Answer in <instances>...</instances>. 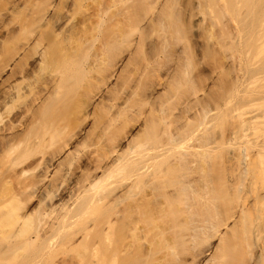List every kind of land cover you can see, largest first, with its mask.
Wrapping results in <instances>:
<instances>
[{
  "label": "bare ground",
  "instance_id": "obj_1",
  "mask_svg": "<svg viewBox=\"0 0 264 264\" xmlns=\"http://www.w3.org/2000/svg\"><path fill=\"white\" fill-rule=\"evenodd\" d=\"M182 1L0 0V264H264V243L234 255L264 215V138L244 140L264 114L201 96L220 97L181 61L199 28ZM241 72L232 101L263 107Z\"/></svg>",
  "mask_w": 264,
  "mask_h": 264
},
{
  "label": "rangeland",
  "instance_id": "obj_2",
  "mask_svg": "<svg viewBox=\"0 0 264 264\" xmlns=\"http://www.w3.org/2000/svg\"><path fill=\"white\" fill-rule=\"evenodd\" d=\"M184 1H185V3H184ZM184 1H182V3L176 7V10L181 12V14L183 16L182 19L185 23H188L191 20L192 11L194 13H196L197 15L193 19L194 20L193 22L197 23L199 25V28H194V30H193L194 34L192 33L193 36L191 35L192 39H193L192 42L194 41V44H195L193 47H195V48L197 47L196 49L193 48L194 54H197V55H194L193 57H191L189 51H187L186 54H182L183 51L181 50V48L184 49V47L179 46L180 52H182V53H180V54H182V56L180 55L182 58L181 59L182 63L184 62V65L186 64L188 66L187 70H189L190 77H192L193 79L195 78L196 80L199 78V81L202 80L203 83L207 85V87L205 85L206 89L213 88L210 90L208 89V93L213 90L214 93L218 95V97L220 96L218 98L214 93H211V95L213 94V95H215L214 97L218 98V100H216V103H215V100L212 101L211 99H209L208 94H204L202 92V94H203L202 95L200 93L202 97L205 96V99H207L206 101H209V104L212 103V105H214L213 108L214 107L216 108L215 105L219 103L218 101H220L222 106L218 105L217 108L220 107V109H221V107H223V108L228 110V108L233 109L230 107L234 106L235 107L234 109H236V107L238 105V108L242 109V107H239L240 104H237L238 101L235 100V98H234V101H232L233 97L235 96V95L231 96L232 94H234V92H233L234 89L233 90L231 89L233 93L230 91V87H232L231 83H233L232 80H234L237 77V75L241 72L238 69L237 65L239 66V68L241 66V70L243 69L241 72L242 74H244L243 72H245V73L248 72V69H249V72L252 71V73L248 72L249 75L246 73L248 75V77H246V79L247 78H248V80L250 79L249 81L246 80L248 83L245 84V85H247L246 87L249 88L248 90L251 91V88H253L255 90V89H259V88L264 87V79H262L264 74H261L262 75L260 77L261 79L259 78V75H258L257 77L255 76L256 80L255 79L251 80L252 77L254 76L253 71L264 67V0H219V1H216L214 4H211L212 2L209 1L210 3L208 5H207L208 2H206V4L204 6L202 5L199 8L197 7L198 5L195 4L196 0H195V2H193L194 0H191V1L190 0H188V1L184 0ZM191 2L194 4H192ZM210 22H215L216 23L215 27L218 26L217 28L214 27L216 33H213V36H215V37L211 36V33H212V31L214 32V29L211 30V33L209 32V29H207V27L209 28L208 25ZM225 24L230 27L229 28L227 26L228 29L231 30V31L229 30L230 33H232L231 34L232 36L230 35V37H234V39H235V41L233 38L231 39L233 41L234 45L235 44L238 45L240 42L239 39L241 40L242 37L246 38V41H247L246 44H248L247 50H244V48L246 49V47L236 45L237 48L238 47H240V48H238V51H237L236 46H234L235 51H237V52L234 51L236 53L235 54L236 56H235L233 54L234 52H232L230 50L228 51V50H226V48H224V46H225L224 40H226V41H228V40L222 38L221 33H223L224 31L221 32V30H224L223 29L224 26H222V25H225ZM223 35H224V33H223ZM224 37H226V36H224ZM245 38L242 39L243 43H244ZM217 40H218V42H217ZM219 40H220V42H219ZM215 42L218 44L215 46L216 49L214 51L211 49H208V46H211ZM219 43H221V44H219ZM184 44H186V42L183 43V46H184ZM219 45H221V46H219ZM244 45H245V43H244ZM241 48H242V51H240ZM230 53L233 55V57H231L232 55H230ZM234 57L237 60L239 59L238 62H237V60L234 59ZM230 58L234 59L235 62ZM235 67H237V68H235ZM234 68L240 72H238L237 70H234ZM183 70H184V67H183ZM164 72L165 71H163L162 74H164ZM180 72L183 73V71H180ZM180 72H178V74H180ZM140 73H142V72H140ZM235 73L236 74L238 73V74L235 76ZM250 74L253 76H251ZM249 76H250V78H249ZM138 77L143 84H148L149 86L154 85L155 81L157 80L156 72H153L152 74L145 73L141 77L138 75ZM204 84H201V85L203 86ZM213 85H215V87ZM246 87L243 89H246ZM186 89H187V86L185 85L183 87L184 92L186 91ZM229 92H231V94ZM239 98H237V99L243 100V99H239ZM210 100H211V102H210ZM246 100H244V104H245ZM253 100H251V101H253ZM248 102H250V100H247L245 107L243 106L244 109H242V110L240 109L241 115H244V117L246 116V118L247 117L250 118V116L253 117L254 114H256V115H258L259 113L264 114V106L261 105L263 107L260 108L259 107L260 105L257 104L259 102L254 101L255 103L257 102L256 104L259 106H257L255 103L250 102L251 104L256 105V106L250 105L251 107L248 105V104H250ZM241 104L244 105L243 103H241ZM246 105L248 107H246ZM238 108H237V110H238ZM220 109H219V111H222L224 114H226V113L230 114L231 113V112L228 113L227 111H223ZM214 111L215 112L212 113L213 115H211V117L209 118L208 124L209 123L210 124L209 125L207 124L208 126H206V127H209V128L213 127L217 122H214L215 120L213 121L211 119H214L217 116L219 118V115L222 113V112L220 113L218 111L220 114L219 115L217 114L216 117H213V116H215V113H218V112H216V110H214ZM239 113L237 112L236 113L237 115L234 113L235 114L234 116H236L237 118L240 117V115H238ZM256 115H254V116H256ZM260 115H262V114H260ZM221 116H220V118L223 117V116L222 117ZM236 117H235V120H236ZM238 120H239V118H238ZM211 121H213V122H211ZM231 121H233V120H231ZM219 122H220V120H219ZM233 123L228 122V123H221V124L219 123L220 125H215V126H217L216 132L221 134V133L226 131L225 134H227V136H230L229 133L233 132L235 130L234 128H236V124L234 125V127L232 126ZM201 128L204 129L205 127H201ZM222 129H224V130H222ZM134 130H135V128H134ZM229 131H231V132H229ZM225 134H223V135H225ZM247 134H248V137L244 138L245 141H248V140L255 141L257 137H260L261 139H263L264 137H261V136H264V126H259L257 129H252ZM233 143H235V144L237 143V144H239V146H242L243 140H241L239 137H237L236 139L233 140ZM252 154L253 155L255 154V149H252ZM262 179H261V181H262ZM251 198H252V196H251ZM251 198H250V200H251ZM253 199H254V197H253ZM257 217H258V214H257V216L255 215V218H252V220L254 219V221L253 222L251 221L252 226L249 229V231H251V235H249V237L247 238V240H249L251 238V240H253V241L249 240L246 243H244V241H243V244L240 241H239L240 243H238V244L235 243L237 247L235 246L236 249L234 250V255L238 256V257L240 255H242V256L245 255L246 256V257L244 256V258H245L244 262L245 263H246V261L248 262L250 260V257H251V259H254L256 257L255 256L254 258H252V256H253L252 252H254V253L256 252L255 254H257L261 250L262 244L264 243V235H261L259 233L260 237H258L259 235L253 236V235H256L258 232H260L261 230L264 229V227H263L264 223H261L264 221V218H263L264 215H263L262 219L259 216L260 217V218L258 217L259 220ZM260 219L263 221H261ZM261 226H262V228H261ZM263 231H261L262 234H264ZM248 243H251V245L249 244L250 248H248L249 246L247 247L245 245ZM253 243H256V245H254ZM217 244H218V242H217ZM252 245H254L255 248H252L253 247ZM246 247L249 249V250H247V252H246V249H247ZM239 250L242 252H239ZM251 250H252V252H251L252 255L249 256L250 254L248 255V253H250L249 251H251ZM236 252H239L241 254L236 255L237 254ZM238 257H237V259H239V260H237L235 257H233V258L236 259L237 262L240 261L241 259H243L241 257H239V258ZM230 262H231V260H230ZM232 262H231V264H232ZM242 262H240V263H242ZM263 262H261V263H263ZM235 263H236V261H235Z\"/></svg>",
  "mask_w": 264,
  "mask_h": 264
}]
</instances>
